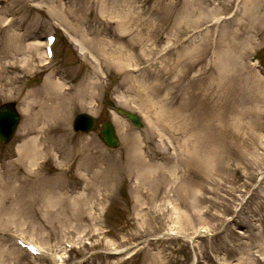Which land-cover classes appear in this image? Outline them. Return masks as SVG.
I'll use <instances>...</instances> for the list:
<instances>
[{"label": "rangeland", "instance_id": "374dc122", "mask_svg": "<svg viewBox=\"0 0 264 264\" xmlns=\"http://www.w3.org/2000/svg\"><path fill=\"white\" fill-rule=\"evenodd\" d=\"M76 32L123 52L130 66L117 69L89 46L82 55ZM53 33L57 54L47 63L44 37ZM258 66L264 0H0V105L14 103L21 115L12 142L0 144V200L2 181L18 187L2 206L0 232L19 230L45 251L35 259L4 241L9 257L17 264H264ZM47 78L62 84L57 97L47 93ZM88 82L96 86L83 102ZM141 82L147 87L139 91ZM138 91L158 108L186 106V131H151ZM56 106L60 115L41 116ZM118 109L138 115L141 127ZM79 113L112 121L119 147L107 148L99 131L75 133ZM134 137L149 164L144 183L130 150ZM27 138L43 150L30 171L18 159ZM47 189L59 194L48 205L38 194ZM109 202L111 213L100 218ZM127 249L130 255L115 254Z\"/></svg>", "mask_w": 264, "mask_h": 264}, {"label": "bare ground", "instance_id": "6f19581e", "mask_svg": "<svg viewBox=\"0 0 264 264\" xmlns=\"http://www.w3.org/2000/svg\"><path fill=\"white\" fill-rule=\"evenodd\" d=\"M3 23H5V22H2L1 25ZM77 36H79V37L76 38ZM76 37L73 38L72 40L75 43V45L79 48L80 53L82 55L85 53V49H84L85 46H89L91 48V50L95 48L97 50V52H99L101 54H102V52L105 53L104 55L107 57L108 63L114 65V67H116L117 69H121L122 67H124V65L127 66V65H129V63H131V59H128V57H126L124 55V53L121 51L115 52L114 50H112V52H108L107 50L100 48L98 41L96 42L95 40L86 39V38H84V36L82 34H80L78 32H76ZM7 42H10V41L7 39ZM14 44H16V43L14 42ZM34 46L36 47V45H34ZM9 48H10V44H9ZM16 49H17V46H16ZM125 58H127L128 61L123 62V60H126ZM218 62H219V64L221 63L220 57H219ZM237 65H239V62H237ZM3 69H5V67ZM241 69H242V67H241ZM223 73L219 74V77L221 80H225L227 78V74L225 72H223ZM136 79H138V78H136ZM46 83H47V87H48L47 93H49V95L55 94L57 97V95L60 94L59 91H60V88L62 87V84H60L57 81L52 80L51 78H49V79L47 78ZM95 86H96L95 83L88 82L87 89L86 90L82 89L79 91V93L82 95V101L83 102H84V100H86V98H90V97L92 98L91 91L95 90ZM128 87H131V89H133L134 84L131 83L128 85ZM138 87H140V89H139V91H140L141 88H146L147 86L144 82H141L140 86H138ZM139 91H138V93H139ZM139 95L142 99V102L146 100V102L144 103V110H145V116H146L145 119H146V121L148 123V127L150 128L151 131L159 128V126H161V125L168 131H174L175 129H178L179 125H182V129L184 131H186L185 128H187V122L189 124H191V122L187 121L188 120L187 119L188 109L186 106H183L181 109H178V110L175 109L174 107H166V106H162V105L158 108V107H156L157 105L151 100V98L147 99L142 92L139 93ZM257 97H260V98H258L260 101L264 100V95H257ZM28 108H29V106H27V109ZM59 108H60V106L59 107L58 106L50 107L48 109L43 108L44 111H41V116H43V118H44V116H51L52 117V114H53V116L60 115L59 114ZM27 109H26V111H27ZM61 109H62V106H61ZM61 117H63V116H61ZM22 134L23 135L25 134V136H26L27 133L23 132ZM133 140L134 141H132V146L130 148V150H132V152H133L132 158H133L134 164L137 167V170L141 176V177H139V179L141 182L144 183L146 178L148 177L147 176L148 175L147 174V170H148L147 166H149V164L147 163L146 159L141 154L138 140H136L135 137ZM194 144H195V142L194 143L192 142L191 143L192 148L191 147L188 148V145H187V147L185 149V153H187V156H189V157L195 156L194 153L196 152V146H194ZM41 145L42 144L38 138H27L26 141H24L22 143V145L18 147V149H19V153H18L19 162H20V164L25 165V167L27 168L28 171H30V168L34 166L37 159L43 154V150H41V148H40ZM12 178L14 180H16V175H12ZM11 182H12L11 179L6 181V182H3V181L1 182V189H2V191L4 190L3 191L4 195L0 200V214L2 213V206L6 203L5 202L6 198L15 195L16 191H18V187L13 186ZM52 191L53 190H51V189H47L44 191H40V193L38 192V194H40V196H42V199L45 200L46 205H48V203L51 204L53 196L59 195L58 193L53 194L54 191L53 192ZM180 191H182V189ZM35 194H36V192H35ZM180 195H182V194H180ZM35 201H36V196L32 200H30L32 205L35 204ZM28 203H29V200H28ZM82 207L84 209L85 206L82 205ZM9 212H11V215L14 216L13 222L16 224V221H17L16 219L17 218L19 219V217L21 216L20 215L21 211H19L18 204L15 203L12 207H10ZM0 217H1V215H0ZM50 219L51 218H49V220ZM4 227H5V230H9V228L7 226H4ZM16 233H20V235H23V233L19 230L16 231ZM175 234L176 233H174V230L171 229L170 235H175ZM0 235H1V237H0V260L6 259V257L10 259L11 256L9 257L8 250L5 247L6 245L4 244V241H5L4 240L5 238L3 237L4 234L0 233ZM15 236H17V235H15ZM6 240H8V239H6ZM41 251H42V249H41ZM123 252L125 253V255H130V253H131V252H129L128 249L116 251V253H118V254L123 253Z\"/></svg>", "mask_w": 264, "mask_h": 264}, {"label": "water", "instance_id": "95a60500", "mask_svg": "<svg viewBox=\"0 0 264 264\" xmlns=\"http://www.w3.org/2000/svg\"><path fill=\"white\" fill-rule=\"evenodd\" d=\"M133 119L138 121L135 117ZM19 120L20 117L16 112L15 104H7L0 108V141L2 143H7L11 140ZM74 129L76 131L90 132L96 130L97 126L95 120L89 115H80L75 120ZM102 135L107 145L118 146V139L111 123L104 125Z\"/></svg>", "mask_w": 264, "mask_h": 264}]
</instances>
